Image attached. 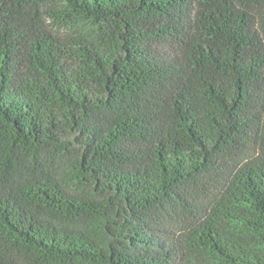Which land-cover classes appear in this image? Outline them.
I'll use <instances>...</instances> for the list:
<instances>
[{
	"label": "trees",
	"instance_id": "16d2710c",
	"mask_svg": "<svg viewBox=\"0 0 264 264\" xmlns=\"http://www.w3.org/2000/svg\"><path fill=\"white\" fill-rule=\"evenodd\" d=\"M0 264H264V0H0Z\"/></svg>",
	"mask_w": 264,
	"mask_h": 264
}]
</instances>
